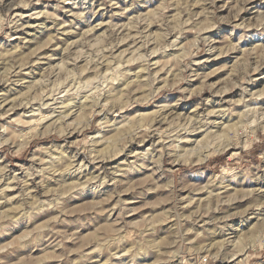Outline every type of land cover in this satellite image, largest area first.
<instances>
[{"label":"rangeland","instance_id":"374dc122","mask_svg":"<svg viewBox=\"0 0 264 264\" xmlns=\"http://www.w3.org/2000/svg\"><path fill=\"white\" fill-rule=\"evenodd\" d=\"M262 90L264 0H0V264H264Z\"/></svg>","mask_w":264,"mask_h":264},{"label":"bare ground","instance_id":"6f19581e","mask_svg":"<svg viewBox=\"0 0 264 264\" xmlns=\"http://www.w3.org/2000/svg\"><path fill=\"white\" fill-rule=\"evenodd\" d=\"M116 46V45H115ZM117 46H118V44H117ZM107 51V50H106ZM155 54V53H154ZM64 63V62H63ZM73 63V62H72ZM70 65V64H69ZM63 66V65H62ZM66 68V67H65ZM55 71V70H54ZM118 74V73H117ZM109 75V74H108ZM123 75V74H122ZM120 76V75H119ZM119 79V78H118ZM116 80V79H115ZM74 83H75V81H74ZM72 84V83H71ZM74 85V84H73ZM83 89V88H82ZM67 90V89H66ZM263 91V90H262ZM264 93V91L263 92H261L260 91V94L259 95H262ZM253 94H255V93H253ZM264 95V94H263ZM87 97V96H86ZM72 100H73V98H72ZM70 101V102H68L66 105L67 106H70V105H72V104H74L73 106H71V107H75V106H78V107H80V108H86V107H89V104H86V100L83 102V101H81V102H75V101ZM242 100V99H241ZM80 101V100H79ZM240 101V100H239ZM76 103V104H75ZM12 106V105H11ZM72 109V108H71ZM70 109V110H71ZM250 109V108H249ZM252 109V108H251ZM224 110H222V112H223ZM214 112V111H213ZM212 112V113H213ZM243 112V111H242ZM71 113V112H70ZM73 113V112H72ZM211 113V112H210ZM67 114V113H66ZM220 115V114H219ZM246 114H244V113H242L240 116H239V120L241 121V118L243 117V116H245ZM260 115V114H259ZM63 117V116H62ZM223 117H224V115H223ZM248 117H249V115H248ZM253 117V116H252ZM196 118V117H195ZM60 119V118H59ZM218 119V118H217ZM221 119H222V117H221ZM261 119V118H260ZM155 120H157V119H155ZM161 120H158V121H156L157 123H159ZM196 121V124H199V126H200V128H202V127H205L207 124L206 123H204L203 121H202V119H200V120H195ZM225 121H228V124H225L224 122H218V124H214L213 126H212V128L213 127H215V126H217V127H219V129L221 130V132L218 134V135H216V134H214L213 132H212V130H210L209 132H207L206 133V135L208 136V137H211L212 139H214V138H218V137H222V136H225V133H227V131H229V129L230 128H232V127H235V126H237V122H234V123H229L231 120L229 119V118H226V120ZM153 123H154V119H153ZM49 124V123H48ZM151 124V123H150ZM145 125V124H144ZM49 126V125H48ZM154 126V125H153ZM174 126V125H173ZM183 126V125H182ZM186 126V125H185ZM194 126V125H193ZM198 126V125H197ZM114 127V126H113ZM152 127V126H151ZM151 127L150 128H148V130H150L151 129ZM153 129V128H152ZM168 129V128H167ZM185 129V128H184ZM192 129H193V127H192ZM206 130V129H205ZM190 131V130H189ZM195 132V131H194ZM161 133V132H160ZM229 133V132H228ZM179 136V135H178ZM178 140V139H177ZM107 139H106V141H104V143L106 144L107 143ZM159 141V140H158ZM227 145H228V143H227ZM116 146V145H115ZM113 147V146H112ZM107 148V147H106ZM177 149V148H176ZM162 157H163V153H160V156H159V158H158V160L160 161L161 159H162ZM161 162V161H160ZM213 194V193H212ZM210 204V203H209Z\"/></svg>","mask_w":264,"mask_h":264},{"label":"trees","instance_id":"16d2710c","mask_svg":"<svg viewBox=\"0 0 264 264\" xmlns=\"http://www.w3.org/2000/svg\"><path fill=\"white\" fill-rule=\"evenodd\" d=\"M256 150V149H255ZM209 165L206 163V164H204V165H200V166H198L199 168H205V167H208ZM197 166L196 167H194V168H198Z\"/></svg>","mask_w":264,"mask_h":264},{"label":"built area","instance_id":"2783aa9c","mask_svg":"<svg viewBox=\"0 0 264 264\" xmlns=\"http://www.w3.org/2000/svg\"><path fill=\"white\" fill-rule=\"evenodd\" d=\"M205 262H207V259H204L202 263L204 264Z\"/></svg>","mask_w":264,"mask_h":264}]
</instances>
